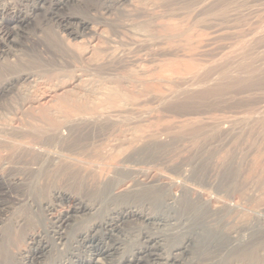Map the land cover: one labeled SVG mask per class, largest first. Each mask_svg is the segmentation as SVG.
<instances>
[{
	"label": "rangeland",
	"instance_id": "1",
	"mask_svg": "<svg viewBox=\"0 0 264 264\" xmlns=\"http://www.w3.org/2000/svg\"><path fill=\"white\" fill-rule=\"evenodd\" d=\"M85 1L63 11L99 22L111 2ZM137 1L152 6L147 16H132L145 25L148 41L131 36L122 25L127 15L117 7L104 14L108 23L101 26L103 36L97 40H67L77 54L87 42L95 43L89 60L51 50L46 42L54 43L60 35L54 22L43 18L17 29L12 37L20 44L0 43V82L18 70L33 72L38 85L32 84L31 90L37 92L44 85L66 84L77 72L100 89H117L127 96L116 105L92 100L85 112L58 108L55 102L34 113L43 115L51 108L42 121L32 118L20 97L19 91L27 88L22 82L2 97L0 122L5 119L11 127L0 129V220L6 224L19 215L23 223L13 227L14 241L8 247L0 244V264H20L10 252L22 247L19 236L26 229L42 231L48 225L49 231L48 221L66 208L56 201L53 210L43 209L57 189L98 203L96 213L84 216L78 228L131 202L170 215L167 225L135 220L117 234L126 254L143 251L137 264H264V0ZM16 8L31 12L24 5ZM236 77L251 82L238 83ZM93 112L96 116H89ZM97 113L103 114L101 119ZM171 196L176 201L167 199ZM163 198L171 204H162ZM141 227L152 236L164 234L161 244L144 252L148 244ZM195 233L199 237L187 241L185 252L174 251L185 236ZM62 250L42 264H57Z\"/></svg>",
	"mask_w": 264,
	"mask_h": 264
},
{
	"label": "bare ground",
	"instance_id": "2",
	"mask_svg": "<svg viewBox=\"0 0 264 264\" xmlns=\"http://www.w3.org/2000/svg\"><path fill=\"white\" fill-rule=\"evenodd\" d=\"M79 0H0V43L3 46L15 45L20 44L16 39H13V35L17 33V29L20 28H27L29 24L32 21H35L38 18H43V20H50L54 22L55 27L57 28L59 39L53 42H46L47 46L52 50H57L62 55H67L68 57H74L86 60L89 57H91V52L95 48L92 41L93 39H96L100 36H103L101 33V26L107 24L108 19L105 17L106 14H112L113 10L117 7H120L121 11H123L124 15L126 16L125 21L122 23L123 27H127L128 31H130L131 36L134 37V39H138L140 41L145 42L148 38L149 34L147 32L143 31V28L145 29V25L139 24L138 22H134L132 19V16L134 15H143V14H150V7L148 6L146 2H139L137 0H111L109 5H106L104 7V11L101 15V21L96 22L94 18L88 16H82V14H76L74 13H67L63 10L70 8V5L73 6L74 4H77ZM84 1V0H83ZM88 1V0H86ZM85 1V2H86ZM105 1V0H104ZM110 1V0H107ZM181 1V0H179ZM192 1V0H191ZM190 1V2H191ZM206 1V0H205ZM204 1V3H205ZM208 2L211 0H207ZM206 1V2H207ZM216 1V0H215ZM213 0V2L215 3ZM220 1V0H217ZM222 1V0H221ZM227 1V0H226ZM235 1V0H234ZM244 1V0H243ZM249 1V0H248ZM89 2V1H88ZM103 2V1H102ZM188 2V1H187ZM189 2V4H190ZM194 2V1H193ZM236 2V1H235ZM245 2V1H244ZM254 2V1H253ZM49 3V7H46L45 4ZM83 3V2H82ZM149 3V2H148ZM202 2V5L204 4ZM210 3V2H209ZM218 3V2H217ZM222 3V2H221ZM220 3V4H221ZM224 3V2H223ZM222 3V5H223ZM250 3V2H249ZM256 3V2H254ZM259 3V2H258ZM104 5V3H101ZM100 4V5H101ZM195 4V3H194ZM213 4V3H212ZM230 4V3H229ZM242 4V3H241ZM16 5H24L30 10V13L22 12L16 8ZM200 7L201 4H199ZM206 5V4H205ZM75 6V5H74ZM154 6V5H153ZM193 6V5H192ZM198 6V5H197ZM226 6V5H225ZM232 6V5H231ZM237 6V5H236ZM264 6V5H263ZM78 7V6H77ZM189 7V5H188ZM209 7V5L207 6ZM211 7V6H210ZM223 7V6H222ZM246 7V6H245ZM257 7V6H255ZM83 8V7H82ZM195 8V7H194ZM224 8V7H223ZM229 8V7H228ZM258 8V7H257ZM261 8V7H260ZM101 9V8H100ZM196 9V8H195ZM200 9V8H199ZM203 9V8H202ZM206 9V8H205ZM263 9V8H261ZM209 10V8H208ZM212 10V9H211ZM222 10V9H220ZM224 10V9H223ZM232 10V8H231ZM264 10V9H263ZM68 11V10H67ZM87 11V9H86ZM195 11V10H194ZM206 11V10H205ZM204 11V12H205ZM85 12V11H84ZM115 12V11H114ZM119 12V11H117ZM197 12V10L195 11ZM201 12V10H200ZM203 12V11H202ZM203 12V13H204ZM254 12V11H253ZM211 13V12H210ZM209 13V14H210ZM238 13V12H237ZM105 14V15H104ZM198 14V12H197ZM200 14V13H199ZM198 14V15H199ZM202 14V13H201ZM200 14V15H201ZM203 15V14H202ZM207 15V14H206ZM234 15V14H233ZM147 16V15H146ZM209 16V15H208ZM211 16V15H210ZM136 17V16H134ZM144 17V15H143ZM112 18V17H111ZM116 18V17H114ZM111 23H113V21ZM146 18V17H145ZM98 19V18H97ZM148 19V18H147ZM192 19V18H191ZM203 19V18H202ZM110 20V19H109ZM189 20V18H188ZM38 21V20H37ZM45 21V22H47ZM143 21V20H142ZM141 22V21H140ZM15 23V25H13ZM142 23V22H141ZM147 23V22H146ZM53 24V23H52ZM148 24V23H147ZM12 25V26H11ZM20 27V28H19ZM183 29H181L182 31ZM253 30V29H252ZM148 31V30H147ZM22 32V31H21ZM129 33V34H130ZM145 33V34H144ZM176 33V32H175ZM162 34V33H161ZM164 34V33H163ZM17 35V34H16ZM154 35V34H153ZM170 35V34H169ZM90 37L91 43L88 44L83 49L81 53L77 54L76 50L74 51V46H70L68 44V41L76 40L81 41L85 38ZM106 37V35H104ZM103 37V39L105 38ZM155 37V35H154ZM160 37V35H159ZM89 38V40H90ZM152 38V37H151ZM150 38V39H151ZM87 39V38H86ZM85 39V40H86ZM149 39V40H150ZM160 39V38H159ZM68 40V41H67ZM97 40V39H96ZM133 40V39H132ZM262 40V39H261ZM148 41V40H147ZM249 41V40H248ZM134 42V41H133ZM131 41V44L133 43ZM136 42V41H135ZM152 42V41H151ZM97 43V42H96ZM138 43V42H137ZM156 43V42H155ZM249 42H247L248 44ZM139 44V43H138ZM150 44V43H149ZM147 44V45H149ZM203 44V43H202ZM146 45V44H145ZM94 48H93V47ZM137 46V45H135ZM10 47V46H9ZM140 47V45L138 46ZM208 47V46H207ZM243 47V46H242ZM245 47V46H244ZM93 48V49H92ZM199 48V47H198ZM216 48V47H215ZM76 49V48H75ZM104 49V48H103ZM249 49V48H248ZM234 50V49H233ZM241 50V49H240ZM237 51V50H236ZM248 51V50H245ZM94 52V51H93ZM95 53V52H94ZM97 53V52H96ZM98 54V53H97ZM231 54V53H230ZM244 54V53H243ZM6 55V54H5ZM102 56V55H101ZM104 56V55H103ZM102 56V57H103ZM107 56V55H106ZM110 57V54L108 55ZM107 56V58H108ZM245 56V54H244ZM100 57V56H98ZM100 57V58H102ZM92 58V57H91ZM95 59V57H93ZM106 58V59H107ZM113 58V57H112ZM231 58V57H230ZM99 59V58H98ZM97 59V60H98ZM104 59V58H103ZM246 59V58H245ZM65 60V59H64ZM89 60V59H88ZM101 59H99L100 61ZM111 60V59H110ZM68 61V60H67ZM78 61V60H77ZM95 61V60H94ZM102 61V60H101ZM104 61V60H103ZM106 61V60H105ZM69 62V61H68ZM72 62V61H71ZM111 62V61H110ZM109 62V63H110ZM79 63V62H78ZM88 63V62H87ZM98 63V62H96ZM107 63V62H106ZM207 63V62H206ZM242 63V61H241ZM86 64V63H85ZM95 63H93L94 65ZM101 64V63H100ZM213 64V63H212ZM247 64V62H246ZM74 65V64H73ZM80 65V63H79ZM78 65V66H79ZM92 65V66H93ZM117 65V64H116ZM124 65V64H123ZM77 66V67H78ZM87 66V65H85ZM105 66V65H104ZM89 67V66H87ZM102 67V66H101ZM106 67V66H105ZM108 67V66H107ZM233 67V66H232ZM245 67V66H244ZM83 68V66L81 67ZM92 69V67H90ZM103 68V67H102ZM101 68V69H102ZM250 68V67H249ZM15 69V68H14ZM77 69V68H76ZM211 69V68H210ZM248 69V68H247ZM245 69L246 73L249 71ZM80 70V68L78 69ZM254 70V69H253ZM264 70V69H263ZM13 71V70H12ZM16 71V70H15ZM89 71V68L88 70ZM101 71V70H100ZM232 71V70H231ZM256 71V69H255ZM76 72V71H75ZM80 72V71H79ZM86 72V70H85ZM239 72V71H238ZM252 73V71H250ZM254 72V71H253ZM258 72V71H256ZM254 72V74L256 73ZM89 75L91 72H88ZM106 73V72H105ZM15 74V75H14ZM14 76L6 77L0 82V101L2 97L8 95L9 93H12L13 90L16 88V84L18 82H22V84L26 85V89L22 92L19 91L20 97H23V100L25 101V104L28 108H31L29 114L32 113V118L35 119V121H42L43 115H49L50 113L48 111L50 110L46 109L44 112L45 114L42 115L40 111V115L38 116L34 114L35 112H38L40 109L45 108V106H51L52 103L56 102V106L59 108L64 109H82L84 112L85 110H89L92 108L91 101L92 100H100L104 101L108 104H115L116 102H123L125 99L117 89L116 90H106L107 88L100 89L97 86H95L92 81L87 78L83 79L82 75L76 74L73 75V78L68 83H59L55 85H49V86H41L38 88L37 92H34L31 90L33 87L32 84H37V77L33 72H20L19 70L14 72ZM85 74V73H84ZM250 74V73H249ZM253 74V75H254ZM87 75V74H85ZM94 75V73H93ZM248 75V74H247ZM251 75V74H250ZM60 76V75H59ZM88 76V75H87ZM86 76V77H87ZM225 76V75H224ZM47 77V76H46ZM69 77V76H68ZM91 77V76H90ZM93 77V76H92ZM242 77V76H241ZM248 77V76H247ZM251 78V77H250ZM249 78V79H250ZM256 78V77H255ZM121 79V78H120ZM219 79V78H218ZM228 79V78H227ZM234 79V78H233ZM232 79V80H233ZM259 78H257L258 80ZM263 79V78H262ZM96 80V79H94ZM248 80V78L243 77H236L234 80L235 82H242V81ZM251 80V79H250ZM248 80L249 82H251ZM61 81V80H60ZM97 81V80H96ZM255 81V80H254ZM259 81V80H258ZM101 82V81H100ZM195 82V81H194ZM247 82V81H246ZM260 82V81H259ZM262 82V81H261ZM39 83V82H38ZM41 83V82H40ZM57 83V82H56ZM97 83V82H96ZM125 83V82H124ZM230 83V82H228ZM255 83V82H254ZM263 83V82H262ZM42 84V83H41ZM46 84V83H45ZM102 84V83H101ZM237 84V83H236ZM246 84V83H245ZM257 84V83H256ZM38 85V84H37ZM242 85V84H241ZM263 85V84H262ZM192 86V85H191ZM253 86V85H252ZM23 87V86H22ZM109 87V86H108ZM179 87V86H178ZM227 87V86H226ZM20 88V87H19ZM171 88V87H170ZM254 88V87H253ZM21 90V89H20ZM23 90V89H22ZM181 94V93H180ZM243 94V93H242ZM85 96V97H82ZM150 96V95H149ZM88 99L85 101L84 99ZM127 97V96H126ZM11 98V97H10ZM91 100H90V99ZM136 98V97H135ZM129 99V98H128ZM84 100V101H82ZM90 100V101H89ZM4 101V99H3ZM143 101V100H142ZM18 102V101H17ZM117 103V104H118ZM124 103V102H123ZM120 104V103H119ZM165 104V103H164ZM53 105V104H52ZM55 105V104H54ZM102 105V104H101ZM114 105V106H115ZM119 106V105H117ZM56 108V107H54ZM53 108V109H54ZM96 108V107H95ZM94 109V108H93ZM92 109V110H93ZM56 110H59L56 108ZM106 110V109H105ZM86 111V112H87ZM101 111V110H100ZM57 112V111H55ZM54 112V114H55ZM90 112V111H89ZM96 113V111H94ZM93 112V113H94ZM107 112V111H106ZM94 113V114H95ZM103 113V112H102ZM101 113L100 116H103ZM108 113V112H107ZM106 113V114H107ZM86 114V113H85ZM91 114V113H90ZM89 116H96L90 115ZM7 115V114H6ZM67 115V114H66ZM88 115V113H87ZM86 115V116H87ZM13 116V115H12ZM30 116V117H31ZM44 116V117H45ZM50 116V115H49ZM83 116V115H82ZM85 116V117H86ZM88 116V117H89ZM106 116V115H105ZM16 117V116H15ZM47 117V116H46ZM45 117V118H46ZM65 117V116H64ZM79 117V116H78ZM81 117V116H80ZM86 117V118H88ZM108 117V116H107ZM14 118V117H13ZM31 118V119H32ZM44 118V119H45ZM48 118V117H47ZM82 118V117H81ZM85 118V119H86ZM95 118V117H94ZM115 118V117H114ZM11 119V118H10ZM53 119V118H52ZM64 119V118H63ZM66 119V118H65ZM73 119V118H72ZM76 119V118H75ZM84 119V118H83ZM84 119V120H85ZM91 119V118H89ZM97 119V118H96ZM101 119V117H100ZM107 119V118H106ZM5 120V119H4ZM0 122V129L4 127H11L9 123ZM79 120V119H78ZM83 120V121H84ZM93 120V119H91ZM9 121V120H8ZM34 121V120H33ZM47 121V120H46ZM49 123L55 121V119L50 120ZM76 121V120H75ZM80 121V120H79ZM95 121V120H94ZM98 121V119H97ZM96 121V122H97ZM14 122V120H13ZM68 122V121H67ZM27 123V122H26ZM25 123V124H26ZM32 123V122H31ZM44 123V121H43ZM46 123V122H45ZM22 124V123H21ZM109 124V123H108ZM18 125V124H17ZM28 125H30L28 121ZM35 125V123H34ZM74 125H77L74 123ZM73 125V126H74ZM26 126V125H25ZM24 126V127H25ZM42 127V124L40 125ZM51 126V125H50ZM13 127V126H12ZM22 127V128H24ZM30 127V126H29ZM35 127V126H34ZM46 127V126H45ZM138 127V126H137ZM14 128V127H13ZM40 128V127H38ZM52 128V127H51ZM10 129V128H9ZM17 129V127L15 128ZM53 129V128H52ZM51 129V130H52ZM69 129V128H68ZM76 129V128H75ZM34 130V129H33ZM73 130V129H71ZM81 130V129H80ZM44 132V129L42 130ZM105 132V131H104ZM56 133V132H55ZM83 134V133H82ZM75 135V134H74ZM48 136V135H47ZM59 139V138H58ZM93 140V139H92ZM109 140V139H108ZM126 140V139H125ZM22 142V141H21ZM149 144V143H148ZM82 146V145H81ZM149 146V145H146ZM146 146L144 148H146ZM78 147V146H77ZM156 147V146H154ZM16 150V149H15ZM36 150V149H35ZM77 152V151H76ZM53 159V158H52ZM82 160V159H81ZM53 162V161H52ZM47 168V167H46ZM65 167L62 166L60 169L62 171L65 170ZM68 169V168H67ZM40 170V169H39ZM52 170V169H51ZM59 170V169H57ZM71 170V169H70ZM44 171V170H43ZM50 171V170H49ZM59 172V171H58ZM47 173V172H46ZM44 173V174H46ZM42 174V173H41ZM69 174V173H68ZM3 181V180H2ZM111 193V192H110ZM109 193V194H110ZM113 193V192H112ZM108 196V195H107ZM170 196V194H169ZM53 200H48L44 202L45 207L44 210L51 211L56 206V201L64 202L66 203V208L63 209V211H58L56 215H51L52 218L48 221L50 222V229L47 230V226L42 229V231L37 230L36 228L30 227L28 230L22 234V236H19L22 238V247L18 248L16 252H10L13 253L12 256H15L16 258L20 259V264H42L44 261H51L52 254L57 252H60L62 248V254L63 257L61 260L58 261L57 264H137L142 260V253L143 251H138L135 254H126L123 251V239L118 238L117 234H120L123 230V228L130 224L131 222L138 220L141 223H144L146 225L148 224H154V223H160V224H166L167 221L171 218H169L167 213H164V210L161 212H153L149 209H143L142 206L136 205L135 203H128V204H122L119 207L111 208L109 211H107L102 218L99 220H91L86 227L78 228L77 224L79 225L81 222H83V217L90 216L94 213H96L98 207V203L94 201H88L87 199L83 198H75L71 196L68 192L59 191L58 189L55 190L51 196ZM177 198V197H176ZM176 198L174 196L168 197L167 199H172L173 201H176ZM164 199V198H163ZM166 199L162 202V204L167 205L170 202H166ZM106 201V200H105ZM33 202V201H32ZM43 202V201H42ZM188 202V201H187ZM28 203V202H27ZM108 203V202H107ZM112 203V202H111ZM122 203V202H121ZM25 204V203H24ZM40 204V203H39ZM171 204V203H170ZM103 205V204H101ZM119 205V203H118ZM174 205V203H173ZM172 205V206H173ZM178 205V204H177ZM188 205V204H187ZM186 205V206H187ZM190 205V204H189ZM25 206V205H24ZM42 205H39L41 207ZM113 205H111L112 207ZM171 206V205H170ZM26 207H28L26 205ZM175 207V206H174ZM183 208V206H181ZM41 208V209H42ZM167 208V207H166ZM23 209V208H22ZM106 209V208H105ZM108 209V207H107ZM106 209V210H107ZM170 209V208H168ZM21 210V209H20ZM24 210V209H23ZM28 210L33 213L32 207H29ZM105 210V211H106ZM166 210V209H165ZM180 210V209H179ZM183 210V209H182ZM187 210V208H186ZM14 211V209H13ZM170 211V210H169ZM28 211V213H30ZM42 212V210H41ZM188 212V211H187ZM21 213V212H20ZM178 213V212H177ZM189 213V212H188ZM31 214V213H30ZM48 214V213H47ZM51 214V213H50ZM22 215V214H21ZM33 216V215H32ZM35 217V216H34ZM49 217V216H48ZM20 218V219H19ZM27 217L24 218V221ZM39 218V217H38ZM93 218V216H92ZM91 218V219H92ZM44 219V218H43ZM9 220V219H8ZM23 220V218H22ZM42 220V219H41ZM90 220V219H89ZM4 221L0 220V244L9 246L13 241L14 237L12 238V231L13 227H19L23 221L21 222V216L17 215L14 220H10L6 224L3 223ZM39 222V221H38ZM47 222V221H46ZM27 223V222H26ZM34 223V221H33ZM44 223V222H43ZM45 224V223H44ZM43 224V225H44ZM140 225V224H139ZM143 225V224H142ZM167 225V224H166ZM27 227V226H26ZM77 227L72 233L71 231L73 228ZM140 227V226H139ZM148 227V226H147ZM152 227V226H149ZM20 227L19 229H21ZM40 228V227H39ZM142 228V227H141ZM17 229V228H16ZM139 229V228H138ZM145 229V228H144ZM140 230H143L140 229ZM159 230V229H158ZM17 231V230H15ZM213 231V230H212ZM151 232V231H148ZM215 232V231H214ZM212 232V235L214 234ZM16 233V232H15ZM18 233V232H17ZM51 233L50 237L49 235ZM141 235V238H144V243L148 244V246L144 247V252H149L150 249L153 246H159L161 243L160 241L163 240L164 234H158L157 236H152V234H147L145 230L139 232ZM155 233V232H154ZM124 234V233H122ZM217 234L218 239H220V233L215 232ZM17 235V234H16ZM19 235V234H18ZM17 235V237H18ZM229 234L225 235L224 237L227 239L229 238ZM183 236V235H182ZM18 237V238H19ZM199 236L195 233L193 236H185L184 240L174 249V251H181L185 252L186 248H188L187 241L190 239L197 240ZM196 238V239H195ZM183 239V238H182ZM232 239H234L232 237ZM191 240V242H192ZM12 241V242H11ZM234 241H238V239H234ZM162 242V241H161ZM21 246V245H20ZM61 249H60V248ZM163 248V247H162ZM11 249V248H9ZM8 249V250H9ZM142 250V249H141ZM13 251V250H12ZM126 251V250H125ZM179 252V253H181ZM5 253V252H4ZM61 253V252H60ZM140 253V255H139ZM9 254V253H8ZM57 254V253H55ZM59 254V253H58ZM61 254V255H62ZM5 255V254H4ZM60 255V254H59ZM145 255V254H144ZM1 256V255H0ZM3 256V255H2ZM55 256V255H54ZM53 256V257H54ZM177 255H174L173 257H176ZM8 257V256H7ZM57 257V256H56ZM54 257V258H56ZM147 258V257H146ZM4 259V258H3ZM10 259V257H9ZM173 259V258H172ZM11 260V259H10ZM13 260V259H12ZM53 260V259H52ZM3 261V260H2ZM55 263V261H53ZM13 263V262H12ZM6 264V263H5ZM51 264V263H49Z\"/></svg>",
	"mask_w": 264,
	"mask_h": 264
}]
</instances>
